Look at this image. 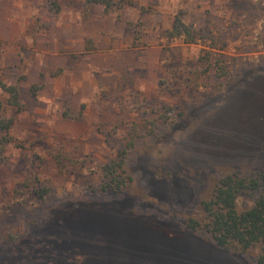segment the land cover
Wrapping results in <instances>:
<instances>
[{"label": "rangeland", "instance_id": "374dc122", "mask_svg": "<svg viewBox=\"0 0 264 264\" xmlns=\"http://www.w3.org/2000/svg\"><path fill=\"white\" fill-rule=\"evenodd\" d=\"M52 2L0 0V83L21 104L0 89L13 121L0 264H255L259 247L233 255L186 223L202 222L219 176L264 173V0ZM179 12L202 35L195 44L162 36ZM169 70L176 82L161 89ZM131 123L153 130L132 154L131 186L91 195ZM33 185L50 197L40 202ZM28 223L25 239L5 240Z\"/></svg>", "mask_w": 264, "mask_h": 264}, {"label": "trees", "instance_id": "16d2710c", "mask_svg": "<svg viewBox=\"0 0 264 264\" xmlns=\"http://www.w3.org/2000/svg\"><path fill=\"white\" fill-rule=\"evenodd\" d=\"M52 7L57 9L56 3ZM103 5L105 11L113 7L112 0H85V7ZM179 12L173 21L170 29L162 33L167 39L183 38L185 44H195L202 35L199 31L190 29L181 19ZM201 60V59H200ZM213 67L218 80H222L228 75L224 63L221 60H214ZM167 79L158 81L161 89H168L174 85L177 78L175 70H169ZM0 89L7 94L5 103L9 107L20 108L18 99V89L16 86L0 83ZM34 88L32 92L34 93ZM3 104L0 102V163L4 146L12 143L9 131L12 128V119L2 117L1 110ZM116 132V128L112 129ZM125 136L118 141L116 155L109 162L99 167V180L96 184L88 186L91 195L97 193H118L130 187L133 178L127 171L131 163L132 154L138 143L144 142L153 134L149 123L138 125L128 124ZM37 182V180L35 179ZM40 202H45L51 195V190L46 187L32 186L30 189ZM17 195V192H16ZM246 200L248 205L241 208L240 204ZM200 205L204 212L202 222L193 219L187 220L186 227L193 232L205 234L211 243L220 250L233 255H244L250 249L259 247V252L255 259V264H264V173L259 171L249 172H228L219 176L214 184L211 195L201 200ZM35 222V219H32ZM42 223V222H41ZM29 227L21 234L8 233L6 241L17 244L25 239L29 234Z\"/></svg>", "mask_w": 264, "mask_h": 264}]
</instances>
